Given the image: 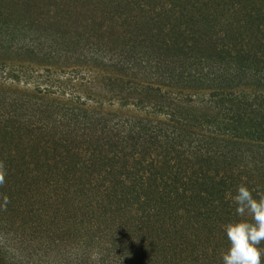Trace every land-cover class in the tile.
Here are the masks:
<instances>
[{
    "label": "trees",
    "instance_id": "trees-1",
    "mask_svg": "<svg viewBox=\"0 0 264 264\" xmlns=\"http://www.w3.org/2000/svg\"><path fill=\"white\" fill-rule=\"evenodd\" d=\"M190 33L158 28L84 96L0 98V131L19 126L58 164L0 172V264H222L237 185L264 196V59Z\"/></svg>",
    "mask_w": 264,
    "mask_h": 264
},
{
    "label": "rangeland",
    "instance_id": "rangeland-1",
    "mask_svg": "<svg viewBox=\"0 0 264 264\" xmlns=\"http://www.w3.org/2000/svg\"><path fill=\"white\" fill-rule=\"evenodd\" d=\"M246 14L247 23L240 24ZM171 26L194 31L189 35L196 43H243L249 59H264V0H0V98L20 101L21 94L43 85L54 91L52 98L84 96L109 71V59L149 50L160 39L153 37L158 28ZM18 69L57 76L52 84H42ZM73 69L83 80H72ZM18 127L3 125L0 131V161L7 163L0 172L42 173L53 170L52 164L58 167L51 151ZM236 217L232 214V221Z\"/></svg>",
    "mask_w": 264,
    "mask_h": 264
},
{
    "label": "clouds",
    "instance_id": "clouds-1",
    "mask_svg": "<svg viewBox=\"0 0 264 264\" xmlns=\"http://www.w3.org/2000/svg\"><path fill=\"white\" fill-rule=\"evenodd\" d=\"M4 203H7V198ZM232 203L238 217L247 213L251 221L239 219L223 226L222 231L229 244L221 254L222 264H262L264 248L260 245L264 241V196L255 197L247 185L240 184L232 196Z\"/></svg>",
    "mask_w": 264,
    "mask_h": 264
}]
</instances>
